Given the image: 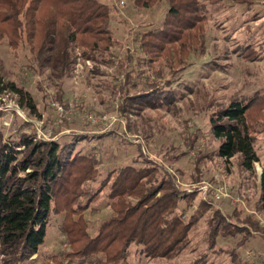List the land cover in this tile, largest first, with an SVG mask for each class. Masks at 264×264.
<instances>
[{
  "label": "rangeland",
  "instance_id": "obj_1",
  "mask_svg": "<svg viewBox=\"0 0 264 264\" xmlns=\"http://www.w3.org/2000/svg\"><path fill=\"white\" fill-rule=\"evenodd\" d=\"M101 1L112 8L111 27L120 42L106 52L77 49L66 72L32 62L27 44L14 51L0 42L2 81L29 92L39 110L30 114L13 92L4 91L0 134L12 140L24 134L73 154H93L98 174L84 186L82 205L91 200L81 211L90 237L112 215L110 183L101 186L124 166L156 168L158 182L166 173L181 191L195 193L191 204H180L187 220L198 214L199 200L211 204L181 251L150 258L133 243L118 264H264L258 206L264 107L262 118L249 125L259 157L253 170H246L241 155L218 157L220 140L211 130V119L233 102L264 101V0H199L204 20L196 39L181 49L166 45L165 51L147 42L167 22V2L139 8L129 0ZM147 98L153 107L144 104ZM217 210L224 222L216 220ZM63 220L64 213L51 216L37 255L17 261L0 248V264H89L84 258L62 261L72 251Z\"/></svg>",
  "mask_w": 264,
  "mask_h": 264
},
{
  "label": "trees",
  "instance_id": "obj_2",
  "mask_svg": "<svg viewBox=\"0 0 264 264\" xmlns=\"http://www.w3.org/2000/svg\"><path fill=\"white\" fill-rule=\"evenodd\" d=\"M167 2V22L147 44L159 51L166 45L181 49L196 39L204 20L199 0H129L139 8ZM112 8L101 0H0V42L18 50L28 45L32 62L66 72L76 60V50L106 52L119 40L111 27ZM194 34V35H193ZM194 38V40H193ZM163 44V45H162ZM162 45V46H161ZM75 55V58H74ZM127 57V56H125ZM0 77V95L11 91L18 104L37 116L39 110L29 92ZM146 94L137 97H144ZM146 97V96H145ZM161 103V101H159ZM148 98L146 106L153 107ZM262 99L252 104L233 102L211 119L214 137L220 140L217 156L230 160L241 155L246 170L259 157L249 125L262 118ZM252 109L258 110L254 115ZM98 162L92 153L64 150L55 142L36 143L33 136L19 139L0 134V248L3 255L26 261L37 255L47 237L51 216L64 213L62 232L72 251L69 259H89V264H118L135 243L150 258L171 257L181 251L192 227L211 204L199 200L198 214L179 213L181 201L191 204L195 193L180 190L165 173L158 182L156 168L121 167L101 187L109 185L111 217L90 237L81 211L88 209L84 186L96 179ZM264 217V175L258 201ZM215 218L224 222L217 210ZM219 226L213 235L219 233ZM64 264V263H63Z\"/></svg>",
  "mask_w": 264,
  "mask_h": 264
},
{
  "label": "built area",
  "instance_id": "obj_3",
  "mask_svg": "<svg viewBox=\"0 0 264 264\" xmlns=\"http://www.w3.org/2000/svg\"><path fill=\"white\" fill-rule=\"evenodd\" d=\"M60 110H61V111H63V109H62V108H60Z\"/></svg>",
  "mask_w": 264,
  "mask_h": 264
}]
</instances>
